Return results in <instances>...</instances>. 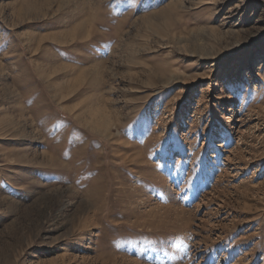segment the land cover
Wrapping results in <instances>:
<instances>
[{
    "label": "rangeland",
    "instance_id": "374dc122",
    "mask_svg": "<svg viewBox=\"0 0 264 264\" xmlns=\"http://www.w3.org/2000/svg\"><path fill=\"white\" fill-rule=\"evenodd\" d=\"M0 264H264V0H0Z\"/></svg>",
    "mask_w": 264,
    "mask_h": 264
}]
</instances>
